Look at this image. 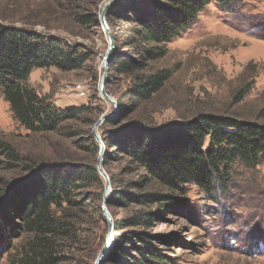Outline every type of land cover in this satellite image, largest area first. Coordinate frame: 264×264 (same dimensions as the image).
<instances>
[{
	"label": "rangeland",
	"instance_id": "374dc122",
	"mask_svg": "<svg viewBox=\"0 0 264 264\" xmlns=\"http://www.w3.org/2000/svg\"><path fill=\"white\" fill-rule=\"evenodd\" d=\"M108 1L0 0L3 23L57 37L88 57L76 69L52 65L31 72L29 84L56 107H87L75 119L49 130L33 132L16 121L0 87V142L4 141L26 159L22 163L14 161L4 146L0 147V187L30 177L32 171L24 167L34 163L96 161L97 166L99 150L94 152L92 143L96 138L92 139V127L102 114L111 113L110 118L120 114L118 103L105 98L99 88L103 59L109 49L108 33L100 14ZM144 1L148 5L153 3L136 0L138 5ZM128 2L117 0L113 4ZM108 8L106 19L114 50L125 51L129 48L126 40L129 23L108 18ZM81 14H87L89 20L80 21ZM163 67L172 70L171 78L151 101L129 108L119 126L144 119L154 127L170 129L202 112L264 123V115L259 114L264 108V0H211L191 27L168 44L167 55L151 62L147 70ZM129 83V77L110 70L109 62L106 91L111 98L130 105ZM108 119L99 126L102 141L104 134L118 128L108 123ZM104 155L107 158L103 167L111 182L108 204L113 198L114 182L127 181L131 175L126 172L129 158L119 148L107 149L104 143ZM226 177L224 185L217 182L211 193L189 184L176 194L180 204L145 207L158 215L148 227L117 229L116 221L128 214L130 208L122 204L108 207L114 220V235L101 264H122L110 261L109 254L120 240L137 231L152 236L151 243L170 258L166 264H264V159L257 165L238 159ZM33 178L6 199L16 201ZM104 192L105 181L100 174L83 191L85 203L72 210L78 215L80 230L79 237L64 250L71 264H94L102 250L109 231L100 211ZM24 237L19 232L8 237L0 232V264H11L12 254ZM133 239L141 244L137 238ZM129 252L138 254L134 248Z\"/></svg>",
	"mask_w": 264,
	"mask_h": 264
},
{
	"label": "trees",
	"instance_id": "16d2710c",
	"mask_svg": "<svg viewBox=\"0 0 264 264\" xmlns=\"http://www.w3.org/2000/svg\"><path fill=\"white\" fill-rule=\"evenodd\" d=\"M210 1L153 0L152 4L144 1L138 5L136 0H129L108 8V18L129 23L126 39L129 48L114 50L110 70L130 78L127 87L130 105L118 101L120 114L108 119V123L121 124L129 108L135 109L151 101L164 87L172 70L147 68L151 62L167 55L168 44L191 27ZM78 19L86 22L89 17L81 14ZM87 58L57 37L0 20V87L14 119L26 129L37 132L54 128L83 113L86 106L56 107L29 84V77L34 69L52 65L65 70L76 69ZM259 114L264 115V108ZM103 141L107 149L119 148L129 158L126 172L131 176L127 181L114 182L113 198L108 203L109 208L120 204L130 208L128 214L116 221L117 229L148 227L158 215L146 211L145 207L180 204L176 194L189 184L211 193L217 182L224 185L232 164L238 159L251 165L264 159V123L215 113H199L170 129L154 127L144 119L134 120L104 134ZM92 144L97 152L99 143L96 140ZM3 146L14 161H26L1 141L0 147ZM106 158L104 155V162ZM95 162L55 160L49 164L26 165L24 170L32 171L30 177L0 187V232L7 237L16 232L25 236L12 254L11 264H71L64 250L79 237L80 230L78 215L72 210L85 203L83 191L100 177ZM32 176L21 197L16 201L6 199ZM100 211L103 216L102 208ZM132 234L115 245L109 254L110 261L122 264L171 261L151 243V235L143 231ZM134 237L141 244H137ZM133 248L137 255L129 252ZM128 257L131 260L128 261Z\"/></svg>",
	"mask_w": 264,
	"mask_h": 264
},
{
	"label": "water",
	"instance_id": "95a60500",
	"mask_svg": "<svg viewBox=\"0 0 264 264\" xmlns=\"http://www.w3.org/2000/svg\"><path fill=\"white\" fill-rule=\"evenodd\" d=\"M117 0H110L108 2H106L104 4V6L101 8V14H100V20L101 23L105 29V31L108 33V39H109V49L106 53V55L104 56L103 59V73H102V77L100 80V91L102 93V95L111 100L115 105H116V101L114 99L111 98V96L107 93L106 91V83H107V79H108V70H109V62H110V58L113 55L114 52V42H113V38H112V34L110 32L108 23H107V19H106V10L107 8L113 4L114 2H116ZM111 113L108 114H102L98 120L95 122V124L92 127V132L94 134V137L96 138V140L98 141L99 145H100V149H99V156L97 159V169L99 171V173L102 175V177L104 178L105 181V192L102 198V202H101V208L103 211V214L105 216V219L108 223V235L105 238L102 250L100 251L98 257L96 258L94 264H101L102 262V258L105 254L106 249H108V247L111 245L112 242V237H113V228H114V220L113 217L108 209V199L111 195V182L110 179L108 177V174L106 173L104 167H103V154H104V143L101 139V135L99 133V126L106 121L108 118H110ZM18 185V184H17ZM13 190V189H11ZM10 190V191H11Z\"/></svg>",
	"mask_w": 264,
	"mask_h": 264
}]
</instances>
